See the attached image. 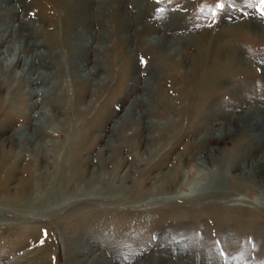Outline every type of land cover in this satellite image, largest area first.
<instances>
[{
    "label": "rangeland",
    "instance_id": "1",
    "mask_svg": "<svg viewBox=\"0 0 264 264\" xmlns=\"http://www.w3.org/2000/svg\"><path fill=\"white\" fill-rule=\"evenodd\" d=\"M56 1L0 0V264H264V0Z\"/></svg>",
    "mask_w": 264,
    "mask_h": 264
},
{
    "label": "bare ground",
    "instance_id": "2",
    "mask_svg": "<svg viewBox=\"0 0 264 264\" xmlns=\"http://www.w3.org/2000/svg\"><path fill=\"white\" fill-rule=\"evenodd\" d=\"M79 1L81 0H57L56 3L58 2L59 4V8L64 12V17L62 18V23H63V35L65 37V41L66 39L69 38V36L67 35V33L70 32V29L72 27L71 23L72 21H76V15H75V12L79 9ZM114 3L117 4L116 7H114V9H111L109 10L108 14L110 17L114 18V32H120L121 35H126L129 33V31H134L135 33V37H140V43L139 44H143L145 43L144 41H148L149 38L147 39H144L143 40V37H151V34H154L153 30L151 29L150 25H142V28L140 30L136 29L135 27L138 26L136 24H140L142 22L139 21V19L135 16H132L129 15V14H123L121 13V6L123 4V2L121 0H114ZM79 6V7H78ZM83 7H85L84 5H82ZM131 14V13H130ZM135 15V14H134ZM143 24V23H142ZM68 25V27H67ZM20 26V25H19ZM168 27V26H167ZM10 27H8V31ZM163 28V27H162ZM22 29V28H21ZM13 31V30H12ZM14 34L15 36H17L19 34V30L17 28L14 29ZM126 38V37H125ZM27 39V38H26ZM121 39V38H120ZM5 41L4 39H1L0 38V44H3ZM118 42V41H117ZM120 42V41H119ZM125 42V41H124ZM172 42V41H171ZM174 43V42H173ZM172 43V44H173ZM118 44V43H117ZM122 44V43H121ZM119 45V44H118ZM174 45V44H173ZM40 46V45H39ZM39 49V48H38ZM70 49V52H69V55H71V57H73V51H71V48ZM24 51H26V47L23 48ZM73 50H75V48H73ZM22 51V52H24ZM168 55V54H167ZM169 57L171 55H168ZM162 59H165V60H171V61H175L174 58H170L168 59V57H166V54L164 56H161ZM17 61H19L17 59ZM18 63V62H17ZM201 63H202V60L198 61L196 63V66L198 68V70H200L202 67H201ZM50 65L47 64L45 65L46 69L47 67H49ZM73 66V64L71 65ZM179 66H182L181 64H179ZM209 70V69H208ZM217 69L214 67V66H211V72H216ZM200 72L201 70L198 72V76L196 77L195 81L193 82V84H191L192 86L190 87H193L194 84L196 85V87H200V94L199 96L195 97V96H192V101L193 102H203V101H206V99H208L210 96H211V90L214 88L216 82H217V78H214L212 76V74L208 75L207 77H202V79L200 78ZM219 75V74H217ZM190 76V75H189ZM38 79V77L35 79V81ZM49 80V81H47ZM47 81V88H50V78H47L46 79ZM28 85L31 84V79H27L25 81ZM82 87H85L83 84H80ZM46 87V86H45ZM57 87V86H56ZM55 87L53 86V88L51 89H48V91L46 90L44 95L42 96V98H50L51 96H53V94L55 95ZM193 89V88H191ZM31 93H28V95H30ZM37 95V94H36ZM163 95V93H162ZM194 95V94H193ZM54 98V97H53ZM57 98V97H56ZM144 127V126H143ZM34 131V130H33ZM36 131V130H35ZM34 131V132H35ZM38 132V131H37ZM35 136H37V133L35 132ZM32 140L28 141V140H21L19 139V144H21L22 146L24 145V147H26L27 145L29 144H32ZM240 143V141H239ZM34 145V144H33ZM235 146V145H234ZM240 147L242 146L239 145ZM240 147H237V150L240 149ZM33 149V148H32ZM235 149V148H234ZM231 157V154L230 156ZM227 166V165H226ZM9 175V174H8ZM68 184V183H67ZM76 255L77 256H83V257H88L90 255V257L88 258L90 260V262L88 264H110V262L106 261L104 262L103 259H101V256L99 255H95L93 254V252H91L90 250H83V251H80V252H76ZM83 260H81L80 262H77L76 264H83ZM155 262H157V260H153V263L152 264H156ZM158 263V262H157ZM144 264V263H143ZM179 264H186L185 262H182V263H179Z\"/></svg>",
    "mask_w": 264,
    "mask_h": 264
},
{
    "label": "snow or ice",
    "instance_id": "3",
    "mask_svg": "<svg viewBox=\"0 0 264 264\" xmlns=\"http://www.w3.org/2000/svg\"><path fill=\"white\" fill-rule=\"evenodd\" d=\"M220 7H223V5H219Z\"/></svg>",
    "mask_w": 264,
    "mask_h": 264
}]
</instances>
